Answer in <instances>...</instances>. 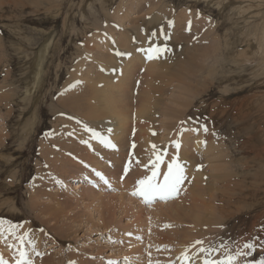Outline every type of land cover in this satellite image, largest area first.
Returning a JSON list of instances; mask_svg holds the SVG:
<instances>
[{
  "label": "rangeland",
  "instance_id": "obj_1",
  "mask_svg": "<svg viewBox=\"0 0 264 264\" xmlns=\"http://www.w3.org/2000/svg\"><path fill=\"white\" fill-rule=\"evenodd\" d=\"M24 1L26 7L17 8L0 0L7 2L0 6V220L16 227L29 225L36 232L39 238L32 240L42 255L25 242L34 264H45L47 259L53 264L85 259L88 264H124L130 258L135 262L131 264H177L186 252L179 248L190 246L182 237L177 239L185 235L203 241L191 246V253L187 250L191 263L203 264L205 258L233 253L240 238L246 236L252 244L264 238V0ZM128 23L149 28L132 36L130 50L120 48L117 35L127 31ZM111 42L117 43L114 48L122 51L121 56L134 57L156 45L166 44L171 50L150 60L170 64L153 74L158 93L153 96L150 135L168 159L179 157L181 145L189 144L185 152L196 158V169L205 171L207 182L216 179L215 198L207 196L213 215L200 214L203 225L169 216L176 203L189 205L186 189L194 177L186 175L185 188L166 202L157 198L146 204L142 197L131 195L137 186L125 182L132 181L130 174L140 163L135 160V141L126 146L131 149L124 158L126 166L131 160L130 168L115 165L96 146L88 154L112 171L84 165L86 152L73 133L83 130L90 136L87 129H93L110 141L101 143L92 134L94 144L116 151L114 121L76 119L74 130L58 100L63 92L70 95L74 83L79 85V80L69 79L80 61L84 60L78 69L83 73L88 63L93 65L92 49ZM188 64L191 70L185 69ZM145 72L146 68L137 72L133 91L128 92L134 100L131 110L137 112L133 124L139 119L137 100ZM173 110L183 113L176 117ZM66 127L71 134L65 132L63 142L57 143ZM135 133L132 130L129 138ZM210 141L213 157L208 153ZM44 149L61 152L62 157L57 162L56 153L47 156ZM97 173L105 175L108 184ZM231 198L235 199L230 203ZM222 210L229 214L225 219ZM202 246L218 250L209 256L199 251ZM259 247L247 251L255 255L254 264L264 256Z\"/></svg>",
  "mask_w": 264,
  "mask_h": 264
},
{
  "label": "bare ground",
  "instance_id": "obj_2",
  "mask_svg": "<svg viewBox=\"0 0 264 264\" xmlns=\"http://www.w3.org/2000/svg\"><path fill=\"white\" fill-rule=\"evenodd\" d=\"M7 2H8L9 6L12 5V6L17 7V8H21V7L25 8L27 5V3L24 0H17L16 3L12 0H7ZM7 2H5V4H7ZM18 2L22 5H18L17 4ZM5 4H4V2H1L0 6H5ZM135 24H137V23H135ZM152 28H150V30ZM124 30L125 31L127 30L128 32L126 31L125 33L122 32V33L117 34V35H119V40H118L119 45H120V48L122 46L124 48L129 49V45H130V41H131L132 36H134L135 33L138 36H140V34L142 32H145V30H149V28L148 29H140L139 26L135 25V27H134L131 23H128V24H126ZM135 39H136V37H135ZM114 44L117 45V43H112V42H111V45H107L108 47L106 45H105V47L96 45V48L92 49L93 51H95L94 54L96 55V57L94 56L95 58H93V65L92 64L89 65V63H88V65L86 66V69L83 68V69H85V70H83V73L79 72V70H80L81 66L83 65L84 60L80 61V63L76 66L77 69L75 68L76 70L71 73L70 79H69V81H72V79H73L74 82L79 80L80 86L78 85L79 86L78 87L76 85L77 83H74L73 87H71V89L69 91L70 95L67 96L66 93L63 92V94L60 95L61 100L59 99L58 103L60 105V108L62 107L63 110H65L69 113L68 115H70V120L69 119L68 120L73 124V125H69V126H71V128L74 130L78 129V127L76 128L77 124L73 122V121H76V119H78V120L80 119V120H82V122L86 120L89 123L93 122V123H102V124L106 120H108V118L109 119L112 118V120L114 121L113 124H114L115 130L112 131L113 132L112 136H114L113 139L116 142V144H118L116 151L110 150L106 146L104 147V144H99V145L94 144V139L91 138L92 134H90V136H89L83 130H82V132L76 131L75 133H73L74 135H76L77 138H80L81 145H82V147H81V145H80V147H81V149L83 148L84 151L86 152L85 160L88 164H84V165H87V166L90 165L91 167H94L95 169L96 168L97 169H105V170L109 171V169L107 168L105 163L98 161L93 156H91V154H88L89 152L87 150L90 149L91 146H94V147L96 146L95 148H97V150L99 149V151H101L106 157H108L110 160H112L111 162H113L115 165L118 164V166H121L123 168L124 166H126V163H127V162H125L126 159H124V158H126L125 157L126 155L128 157V155H129L128 153L130 152L129 150H131L129 147H126V146H128L129 144L132 145L133 141L136 142L137 149H136V153H135V156H136L135 160L137 161L139 159L140 163L137 162L139 165L138 164H135L136 166L133 165V166H135V168L134 167L133 168L137 171L136 172L133 171L134 173L131 172L130 176L132 178L131 177H129V178H131L132 181L129 179L130 182H125V183L127 185L128 184L132 185L131 182L134 181L135 183H133V184H135V186H137V182L140 179H143L145 176L150 175V170H149L150 166H151L150 161L154 158L155 153L162 151V150L159 151L158 145L156 146L155 150L153 149L152 145H155V143L153 141L154 137L152 135H150L151 132L153 131L152 130L153 127H151L152 126L151 110L153 109V107H152L153 96H155V94L158 93L157 88H156V83L154 82L155 76L153 77V74L155 73L156 69L160 68V66L167 68V66L170 67V64L164 65V64L158 63V61H156V60H154V61L148 60L147 61V55H146L145 51L143 52V54L139 52L141 55L140 54L135 55L134 57H129V56H127V54H125V56H121L122 54H118V53H120L122 51L121 50L116 51V48H114ZM100 49H101V51H100ZM133 49L135 50V48H133ZM115 54H117L118 56H115ZM134 54H136V53H134ZM95 63L97 65H95ZM189 65L190 64L185 66L186 70H191V66L189 67ZM97 66H100L101 68H103V70H102L101 74L99 73V75L95 76V74L97 72H99L101 69V68H97ZM141 68H146V72H145V75L143 77V79H145L146 81L142 80L144 86L138 94L137 102L141 105L140 109L138 110L139 119L136 121L135 124H133V122H134L133 116H135V115H133V113H135L137 115V112H133L131 110V107L134 106L133 105L134 100L132 101L131 96H128V92L133 89V85H134L133 80L135 79V75L137 74V72ZM157 72H159V70H157ZM102 73H104L105 75ZM131 94H132V92H131ZM175 99H177V97ZM175 99H173L172 101L174 102ZM173 104H175V103H173ZM170 109H174V108H170ZM174 112H175V114L177 113L176 117H180V115L183 113V112H177V110H175ZM168 113H169V110H168V112H165L166 115ZM178 113H180L179 116H178ZM175 114H174V116H175ZM169 115H170V113L168 114V116ZM150 118H151V120H150ZM61 122L64 123L67 121L62 120ZM77 123L80 124V122H77ZM132 130H135L136 133L130 139L129 136H130ZM65 132L70 133V131H68V127L61 130V132H60L61 135L58 136L59 138L56 141L57 143L63 142V141H61V139L63 137H65V135H66ZM96 140H99V139H96ZM184 141H183V144H184ZM193 143H194V148H198V142L193 141ZM58 145H60V144H58ZM187 145H189V144L186 143L184 146L181 145L182 149L180 151V156H179L180 158L179 157L178 158H179V161L185 167H187V169L185 170V175L189 176L190 178H193V177L196 178L195 180H192V184L190 185V187H188L186 189L187 193L188 194L190 193V197H189L190 203H189V205H185L184 203H181V202L176 203V205H175L176 207L174 206V208L172 210V215L170 214L169 216L171 218H175L177 220L188 221V222L197 223V224L200 223L203 225L204 222L201 218V215L203 216V213L205 211L210 212L211 215H213V209H211L210 204L208 203L207 196H209L211 199H213V197L215 198L214 192H213V181H215L216 179H214V180L212 179L209 182H207L206 177H208V175L205 173V171L201 170V168H200V170H198L199 168L196 169V164H195L197 162L196 158L189 156L188 152H185ZM208 145H209L208 146V153L211 155V157H213V148H214L213 142L210 141V143ZM202 146H204V145H202ZM110 147H112V146H110ZM191 147H193V146H191ZM191 147H189V148H191ZM124 148H127L126 149L127 153L125 150H123ZM204 148H205V146H204ZM78 149H80V148H78ZM174 149H175V151H177V147ZM44 150H47V149H44ZM73 150H72V152H73ZM91 151L92 150H90V152ZM186 151H188V150H186ZM132 152L134 154L135 147L132 149ZM55 153L53 152V150L50 151L49 149L47 151H45V154L47 156L53 155ZM60 156H61V152H57L54 159L58 162V160H59L58 157H60ZM129 157L132 158L134 156L130 155ZM170 157L171 158H169V159L171 160L175 156L172 157V155H171ZM214 158H216V157H214ZM169 159L166 156L165 162L168 163ZM133 160L134 159H132V161ZM130 163H132L131 160H128V164L126 166V169L130 168L129 166H132V165H130ZM166 165L163 164L161 167L164 168ZM114 169H116V168H114ZM143 169L146 171L142 172ZM117 170L118 169H116V172H117ZM111 171H109V172H111ZM164 171H166L165 168L162 171V173ZM100 174H102V173H100ZM114 175L116 176V173ZM104 177H106V176L104 175ZM211 177L213 178V174ZM224 180H223V182L225 183L226 181H224ZM125 183H124V185H125ZM80 186L78 185V187L76 186L75 188L79 189ZM132 186H134V185H132ZM182 188H185V187H183V185H182L181 189ZM227 197L228 196H226V198ZM121 198H123V197H121ZM234 199L235 198H231L228 201L231 203V201ZM59 209L60 208H58V210ZM222 212H223V214H227L226 211H224V210H222ZM228 215L229 214H227L224 217V219ZM6 223L7 222H5L2 227L7 229V228H9V226H13V231L12 232L4 231V232L0 233V238H1V240H0V257H2L3 260L8 261V264H16V260L18 258V247L17 246L21 245V241L18 239V237L23 236L25 233H30V237H29L30 239H33V238L35 239V238H39V237L35 231H33V230L31 231V227H29V225H22V226L16 227L14 224H12V222H9V224H6ZM137 223L140 224L139 222H137ZM179 237H182L186 244H188V245L190 244V246L182 245L179 248L180 250H183L181 252L189 250L191 246L192 247L197 246L194 243L195 241H198L197 239H195L196 236H194V235L177 236V239H179ZM29 238L25 239V241L23 243L24 248L26 246L25 242L28 241ZM263 239H260V240L258 239L255 241V244H253L255 246L254 247L255 250H257L258 247L261 246V247H259V249H260L259 251L262 252L261 251V248H262L263 252H264V247H263L264 244H262ZM37 241H38V239H37ZM3 242L5 244H2ZM178 242L183 244V242H181V241H178ZM237 242H238L237 244L235 243L236 244L235 250L241 249L245 253V255L240 256L241 259H240L239 264H246V262H247V264H254L252 261L255 259V255L254 254L253 255L248 254L247 251H249V249L243 248V245L246 244V242H248L247 237L245 236L243 238H240ZM249 242H251V241H249ZM225 246H226V244H225ZM52 247H53V245H51L49 248H52ZM180 250H176V251H178L181 254ZM235 250H234V252H235ZM31 251L32 252H37V251L39 252L40 250L38 247H36V250L32 249ZM259 251H256V252H259ZM234 252H233V254H234ZM190 253H191V249H190ZM182 254H184V253H182ZM222 254H223V252H222ZM223 255H225V254H223ZM188 256L190 257L191 254H188ZM223 258H221V259H223ZM49 260L50 259H47L45 264H51L52 262H49ZM131 262H133V261L130 258L128 260V262H126L124 264H131ZM181 262H182V257L179 256V259L177 260V264H181ZM85 263L88 264V261L86 259H85V261L78 260L77 264H85ZM133 263H135V262H133ZM195 263H196L195 261H193L192 263L189 261V264H195ZM90 264H92V263H90ZM198 264H201V263H198Z\"/></svg>",
  "mask_w": 264,
  "mask_h": 264
},
{
  "label": "snow or ice",
  "instance_id": "obj_3",
  "mask_svg": "<svg viewBox=\"0 0 264 264\" xmlns=\"http://www.w3.org/2000/svg\"><path fill=\"white\" fill-rule=\"evenodd\" d=\"M152 36L155 37L156 33L153 32ZM165 39H168L166 36ZM171 51L167 45L164 46L156 45L151 46L146 49V55L148 60L161 58L166 52ZM120 54V53H118ZM87 131L92 132L93 138L99 139L101 143H110L101 136L100 133L95 132L93 129H87ZM193 131H199V129H193ZM204 131L207 132V127H204ZM153 149H156L155 145H152ZM179 148V144L176 145ZM165 156L166 153L156 152L154 158L150 161L151 168H150V175L145 176L143 179H140L137 182V188L135 191L131 193L133 196L142 197L146 204H151L157 200L160 201H167L169 199L174 198L178 195L179 191L181 190V186L184 181L187 179L185 175V167L179 161L178 157L172 158L167 163L166 171L163 173L161 172V165L165 163ZM97 175L101 176V179H104V182L108 184V181L102 176V174L97 173ZM109 187L111 185L109 184ZM115 191V189H112ZM4 221L0 220V233L4 231L12 232L13 226H9V228H3ZM30 237V233H25L23 236L18 237L21 241V245L18 247V258L16 260V264H34V262L30 259L28 251L23 247V243L26 238ZM28 243L33 246V250H35V241L32 239H28ZM196 245H202L203 241H196ZM220 247H226L221 245ZM255 246L252 243H246L243 245V248L253 249ZM216 248H204L201 247L199 251L201 253L211 254L213 251H217ZM37 256L42 255L40 252H36ZM241 255H245V253L241 249H236L234 254L231 252H225V256L223 259H211L205 258L203 264H237L238 257ZM190 257L187 254V251L183 254L181 264H189ZM0 264H8V261L3 260L0 257ZM110 264H117V262H110ZM247 264V262H246ZM256 264H264V256H261Z\"/></svg>",
  "mask_w": 264,
  "mask_h": 264
}]
</instances>
